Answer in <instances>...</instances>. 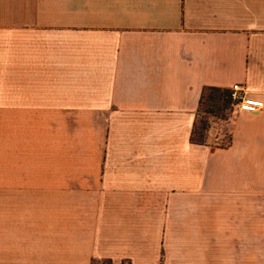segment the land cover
Here are the masks:
<instances>
[{
  "label": "crops",
  "instance_id": "0c3cea01",
  "mask_svg": "<svg viewBox=\"0 0 264 264\" xmlns=\"http://www.w3.org/2000/svg\"><path fill=\"white\" fill-rule=\"evenodd\" d=\"M234 82L264 101V0H0V264H264V105L191 137Z\"/></svg>",
  "mask_w": 264,
  "mask_h": 264
},
{
  "label": "rangeland",
  "instance_id": "374dc122",
  "mask_svg": "<svg viewBox=\"0 0 264 264\" xmlns=\"http://www.w3.org/2000/svg\"><path fill=\"white\" fill-rule=\"evenodd\" d=\"M14 102L13 98H0V158L2 157V148H6L11 142L10 128L13 115L15 114L18 119L20 106L26 105L21 104L19 98H16ZM234 109L235 107L231 102L227 106L220 104V108H217L216 104L206 100L197 111L196 135L199 136L198 131L201 130V139L204 141L209 139L213 144H226ZM202 120L206 123L205 127H201Z\"/></svg>",
  "mask_w": 264,
  "mask_h": 264
},
{
  "label": "trees",
  "instance_id": "16d2710c",
  "mask_svg": "<svg viewBox=\"0 0 264 264\" xmlns=\"http://www.w3.org/2000/svg\"><path fill=\"white\" fill-rule=\"evenodd\" d=\"M206 100L209 103L216 104L217 108H220V104L222 106H227L230 102L232 103L231 98L229 96V88L221 87V86H213V85H207V86H204L202 88L201 93H200L199 105L197 107V111L200 109L202 103H204ZM197 120H198V118L196 117L195 125H194L193 131L191 133V137L193 139H195L197 142H204V140L201 139V135H202L201 130L198 131L199 136L196 135L197 134V131H196ZM205 125H206L205 121L202 120L201 127H205ZM229 141H230V131H229L228 141L226 144H228ZM223 145H225V144H223Z\"/></svg>",
  "mask_w": 264,
  "mask_h": 264
},
{
  "label": "built area",
  "instance_id": "2783aa9c",
  "mask_svg": "<svg viewBox=\"0 0 264 264\" xmlns=\"http://www.w3.org/2000/svg\"><path fill=\"white\" fill-rule=\"evenodd\" d=\"M229 96L232 104L237 109L256 110L264 105L261 98L248 96L243 84L234 82L229 87ZM92 264H113L106 260H96Z\"/></svg>",
  "mask_w": 264,
  "mask_h": 264
}]
</instances>
